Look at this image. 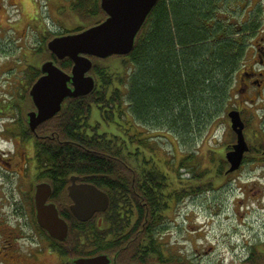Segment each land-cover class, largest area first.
Listing matches in <instances>:
<instances>
[{
	"label": "trees",
	"instance_id": "1",
	"mask_svg": "<svg viewBox=\"0 0 264 264\" xmlns=\"http://www.w3.org/2000/svg\"><path fill=\"white\" fill-rule=\"evenodd\" d=\"M212 1L158 0L131 53L91 56L93 90L67 97L60 111L40 124L39 133L46 137L35 139L34 161L40 176L51 183V201L69 224L66 240L52 243L64 256L63 264L99 252L111 257L110 264L162 262L158 234L171 201H180L186 192L208 189L212 177L226 175L228 164L222 154H212L216 165L200 169L193 163L194 152L189 151L179 166L190 168L192 184L177 187V180L169 179L166 171L176 167L174 162L157 163L144 154L142 147H154L149 142L152 136H144L136 126L151 125L155 131L164 128L176 142L189 147L199 130L226 112L247 36L239 37L230 22L210 25L206 18ZM70 2L66 7L69 20L73 23L78 17L81 24L66 27L59 21L62 30L39 31L41 41L35 50L39 61L53 59L67 72L72 67L70 58L57 59L47 48V40L97 24L105 17L98 0ZM252 28L255 25L250 20L243 25V31ZM29 68L31 83L40 70ZM92 115L96 118L93 123ZM110 125L120 132L110 131ZM261 132L256 137L258 151L264 148ZM74 174L109 196L108 208L87 221L76 219L65 203V187Z\"/></svg>",
	"mask_w": 264,
	"mask_h": 264
},
{
	"label": "rangeland",
	"instance_id": "2",
	"mask_svg": "<svg viewBox=\"0 0 264 264\" xmlns=\"http://www.w3.org/2000/svg\"><path fill=\"white\" fill-rule=\"evenodd\" d=\"M70 1L0 0L1 110L7 108L5 105L7 98L12 96L15 91L22 92L23 89L17 90L20 80L28 81L29 85L33 82L30 83L32 74L26 68L36 66L39 61V55L35 52L41 41L38 32L46 29L62 30L59 21H63L66 27L81 24L78 17L72 21L73 23L69 20L71 13L66 7L70 5ZM40 25L42 26L39 27ZM232 89L230 104L226 108V112L213 121L209 127L199 130L193 141L189 143V147L176 142L173 135L168 134L164 128L155 131L151 125H136L144 136H152L149 142L154 147L151 150L149 147H142L144 154L150 155L157 163L164 162L166 164L169 159L174 162L175 170L172 168V170L167 169L166 171L169 174V179L177 180L175 183L177 187L187 184L191 186L192 184L189 182L192 177L190 168L179 166V161L184 156L188 157L189 151L194 152L192 153L195 157L193 163L197 165L196 167L210 168L216 165V161L211 160L212 154L218 157L222 154L224 157L227 147L233 144L235 135L230 129L227 110L237 106L241 96L238 97L240 89L237 82ZM23 94L24 98H27L28 93L23 92ZM26 98L20 102V107L23 106V113L27 111L29 104ZM247 106L245 119L248 121V125L244 129L246 131L245 140L255 149L259 146L256 137L262 133V130L264 131V127L261 126L264 117V100L258 99L252 105ZM93 116L91 117L92 123L96 119ZM4 121H7V118H0L2 124ZM39 129L36 127L35 131L41 132ZM116 129L117 127H113V125L109 127L110 131H117ZM10 135L9 133L0 142L5 149L9 151L14 149L16 152L18 143L15 142L14 136L10 137ZM20 154L25 159L28 156L24 149L19 150ZM248 154V156H252L251 153ZM17 159L19 160V156ZM31 161L33 162L32 157ZM212 173L213 171L210 172V174ZM225 174L221 177H212L210 179L212 183L208 189L192 194L186 192L180 201L175 198L171 201L170 211L166 212L165 216L167 225L163 229V233L158 234V241L161 242V245L166 243V247L168 246L164 251L170 254L171 260L176 259L177 255L187 257L197 263L201 260L211 259L225 251V248H221L222 244L235 243L246 234L256 233L260 224L264 222V161H245L241 168ZM16 181L11 180L8 185L15 184ZM171 186L172 183L167 188L170 189ZM65 195L67 197L65 203L68 205L70 200L67 193ZM196 224L202 228L197 229ZM160 235L162 236L160 237ZM38 240L39 243H37ZM19 244L21 246L15 252L8 253L5 249L2 250L4 253L0 252V258L12 256L11 259H14L12 264H18V257L25 264L31 258L36 259L37 264H63L64 256H60L58 251L48 252V248L43 247L40 234L32 242L25 238V240L21 239ZM34 253H40L39 257H35ZM194 253L198 259L194 258ZM0 264L8 263L5 261Z\"/></svg>",
	"mask_w": 264,
	"mask_h": 264
},
{
	"label": "flooded vegetation",
	"instance_id": "3",
	"mask_svg": "<svg viewBox=\"0 0 264 264\" xmlns=\"http://www.w3.org/2000/svg\"><path fill=\"white\" fill-rule=\"evenodd\" d=\"M212 2L213 7L208 11L209 14L206 18L210 25L218 21L230 22L236 27L234 31L239 37L247 36L241 70L234 77V81L237 82L240 89L238 97L241 96L235 108L240 111L246 126L248 125V121L245 119V113L248 110L247 105H252L258 99L264 100V0H213ZM249 20L253 22L255 28L243 31V25ZM26 70H30V68L27 67ZM31 84L29 85L28 81L20 80L17 84V90L23 89L22 92L15 91L12 96L7 98L5 103L7 108L5 110L0 108V118H7L3 124L0 122V141L10 133V136H14L15 142L18 143L16 149L18 151L15 152L14 149L9 151L2 147L0 142V252H3L4 249L8 253L15 252L21 246L19 244L21 239L25 240L26 238L27 241L32 242L38 234L42 236L43 247L48 248L47 251L50 253L55 252L52 247L54 240L47 236L46 230L38 226L35 216V186L43 180L46 181V179L40 176L38 163L34 161L36 155L35 139H41L44 135L35 131L36 127L40 125L34 129L29 126L28 112L35 109L29 94ZM23 92L28 93L27 98H25L29 102L27 111L24 113L23 106L20 107V102L25 99ZM262 121H264V117ZM248 145L249 148L245 155L251 153L252 156L245 157L243 162L264 161V149L258 151V148L255 147L254 149L251 144ZM23 149L28 153L26 159L22 154L19 155V150ZM18 156L19 160L17 159ZM243 162L239 168L243 166ZM11 180L17 181L15 184L8 185ZM80 182L85 181L80 179ZM47 201L51 200L48 199ZM192 201L194 202V200ZM168 211H170L169 207L166 212ZM166 212L163 214L164 221L160 224L159 234L163 233L162 231L167 225ZM195 226L197 229L202 228L197 224ZM159 245L163 261L153 264H264V222L260 224L256 233L246 234L235 243L222 244L221 248H225L222 254L213 256L208 260H201L198 263L180 255L171 260L170 254L164 251L168 247H166V243L161 245L159 241ZM33 255L39 257L40 253ZM11 258L12 256H4L0 258V263L6 261L8 264H12L14 259ZM194 258H196L195 253ZM17 259L18 264H25L19 257ZM35 261L36 259L31 258L28 263L37 264Z\"/></svg>",
	"mask_w": 264,
	"mask_h": 264
},
{
	"label": "water",
	"instance_id": "4",
	"mask_svg": "<svg viewBox=\"0 0 264 264\" xmlns=\"http://www.w3.org/2000/svg\"><path fill=\"white\" fill-rule=\"evenodd\" d=\"M100 8L105 12L104 19L97 24L88 25L75 32H67L50 38L47 48L57 59L70 58L72 67L65 71L47 59L40 63L42 72L29 88L35 109L28 112L31 129L50 119L60 111L61 104L67 97H80L89 94L95 87V78L89 72L92 68L91 56L107 58L111 55H127L135 44V38L152 7L158 0H99ZM230 126L236 134L231 148L226 150L225 159L229 164L226 173L233 172L242 164L248 144L244 137V121L239 110L227 112ZM79 176L70 177L67 193L71 200V214L80 220L87 221L97 212L108 208V193L90 182H78ZM37 224L54 239L67 238V221L58 213L56 204L48 202L51 196L50 183H37L34 190ZM111 257L100 252L89 256H78L74 264H110Z\"/></svg>",
	"mask_w": 264,
	"mask_h": 264
},
{
	"label": "bare ground",
	"instance_id": "5",
	"mask_svg": "<svg viewBox=\"0 0 264 264\" xmlns=\"http://www.w3.org/2000/svg\"><path fill=\"white\" fill-rule=\"evenodd\" d=\"M153 7H154V6H153ZM153 7H152V8H153ZM151 11H152V10H151Z\"/></svg>",
	"mask_w": 264,
	"mask_h": 264
}]
</instances>
